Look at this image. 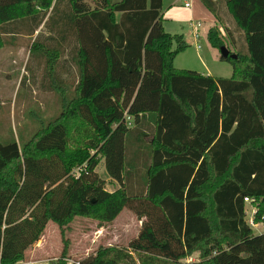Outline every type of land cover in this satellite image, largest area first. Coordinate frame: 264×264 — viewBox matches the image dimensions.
<instances>
[{
  "label": "trees",
  "instance_id": "16d2710c",
  "mask_svg": "<svg viewBox=\"0 0 264 264\" xmlns=\"http://www.w3.org/2000/svg\"><path fill=\"white\" fill-rule=\"evenodd\" d=\"M94 2L0 0V48L43 24L30 51L45 61L43 86L62 94L24 143L0 136V264H24L49 221L109 222L126 207L142 220L128 245L74 261L64 251L54 264H264L245 200L264 222V0H226L244 34L237 57H222L231 76L175 65L189 43L165 28L163 0ZM208 39L225 43L219 25ZM62 60L75 70L65 80ZM101 157L114 190L96 171Z\"/></svg>",
  "mask_w": 264,
  "mask_h": 264
},
{
  "label": "rangeland",
  "instance_id": "374dc122",
  "mask_svg": "<svg viewBox=\"0 0 264 264\" xmlns=\"http://www.w3.org/2000/svg\"><path fill=\"white\" fill-rule=\"evenodd\" d=\"M91 2L95 4L94 0H91ZM208 24V22H204L201 29L202 39L200 43L203 48L197 47L194 43L189 45L175 57L176 66L181 67L178 64H183L184 67L182 68H191L203 72L209 70L214 74L231 76L234 69L233 64L227 59H222L220 49L210 44L208 35L205 32ZM167 29L169 28L167 27ZM21 30L25 29L22 28ZM37 30L38 33L44 34L42 37L48 33L43 24ZM20 33L17 34L16 42L8 43L5 45L6 47L0 48V64L8 67L4 70L1 67L3 74L10 69L6 72V76H0V136L5 142L10 141L14 136L22 144L41 126L43 118L51 119L59 113L62 106V94L58 89L55 91L43 86V80L48 82L45 74V61H39L38 63L41 66V72L31 73L32 63L41 58L40 50L35 49L29 54L27 65L24 67L34 39L29 38L27 33ZM222 35L225 39L224 44L232 52H236V48L244 44L243 36L237 35L235 38L237 43L233 45L230 42L231 37L223 33ZM10 37L12 36L6 35L5 39L7 40ZM42 37L39 39L43 42ZM20 70H22L21 72L24 71L25 74L29 73V77H26V82L19 88L20 82L17 83V79ZM8 73H10V76H8ZM48 90L51 91L47 92ZM70 93L72 96L73 91ZM257 99L264 115V90L258 89ZM95 151V149H92L91 154ZM86 163L87 160L76 165L72 171L77 174L80 173L81 169L87 166ZM96 171L105 179V185L108 189L114 190L120 186L108 173L104 158L101 157ZM254 211H257L256 205L247 202L246 215L248 222L254 218ZM141 227L142 220L129 207L124 208L113 221L109 222L92 217L76 216L62 228L54 221H49L40 240L27 250L24 264H54L63 255L64 251L68 256V260L74 261L95 253L101 247H124L140 233ZM253 229L256 233L263 232L264 222H260ZM199 256L198 253H194L184 261H196L199 260Z\"/></svg>",
  "mask_w": 264,
  "mask_h": 264
},
{
  "label": "crops",
  "instance_id": "0c3cea01",
  "mask_svg": "<svg viewBox=\"0 0 264 264\" xmlns=\"http://www.w3.org/2000/svg\"><path fill=\"white\" fill-rule=\"evenodd\" d=\"M212 1L215 4L216 10L211 9L205 3L204 0H163V18H164L165 28L167 29L168 27L169 29L167 30L171 32L183 33L189 45L194 43L197 45V47L203 48V46L200 43L202 39L201 29H202V25L204 24V22H208L209 24L205 30L207 35H208V30L211 26L219 25L222 33L227 35L228 37H231L232 40L230 42L233 45H236L237 42H235V38L237 37V35L244 37L243 31L236 26L235 21L227 8L226 0H212ZM186 2H191V4L186 5ZM189 32H190V36H189ZM37 34H38V30H36L35 34L28 36V37L32 38L33 40ZM30 53L31 51L28 52V56L26 57L27 60L24 63L25 64L24 67H26L27 65V61L30 57L29 56ZM66 56H67V53L65 54V57ZM61 62L62 63L66 62V65L65 66L62 65L61 67H58V71H59L58 73L60 77H62L65 80V79L70 78V75L72 72H74L75 74L74 65L65 60H62ZM38 63H39L38 60L32 63L31 69H30L31 73L33 72V74H35V73L41 72V66ZM175 65H177L176 58H175ZM178 65H181V67L180 66H177V67H180V68L184 67L182 66L183 64H178ZM1 67L3 68V70L8 67H6V65L3 66L0 64V76L2 75L6 76L5 75L6 72H8L10 69H8V71H6L5 74H3ZM21 71L22 70H20L19 72L17 83L21 82V78L23 76L26 75V77L27 76L29 77V73L25 74L24 71L23 72ZM199 72L204 73V74L220 76L219 74H214L213 72H210L209 70L207 72H203V71H199ZM8 76H10V73H8ZM19 87H20V83H19ZM50 91L51 90H48L47 92H50ZM254 214H255V211H254Z\"/></svg>",
  "mask_w": 264,
  "mask_h": 264
},
{
  "label": "water",
  "instance_id": "95a60500",
  "mask_svg": "<svg viewBox=\"0 0 264 264\" xmlns=\"http://www.w3.org/2000/svg\"><path fill=\"white\" fill-rule=\"evenodd\" d=\"M220 50H221V56L222 57H228V56L237 57V53L232 52L230 50V48L227 47V45H225V44L221 45Z\"/></svg>",
  "mask_w": 264,
  "mask_h": 264
},
{
  "label": "built area",
  "instance_id": "2783aa9c",
  "mask_svg": "<svg viewBox=\"0 0 264 264\" xmlns=\"http://www.w3.org/2000/svg\"><path fill=\"white\" fill-rule=\"evenodd\" d=\"M186 5H190V2H186ZM75 175H79L80 173H74ZM245 200H246V202H251V199H249L248 197L247 198H245ZM258 223H256L255 221H254V218H252L251 220H250V225L252 226V227H255L256 225H257Z\"/></svg>",
  "mask_w": 264,
  "mask_h": 264
}]
</instances>
